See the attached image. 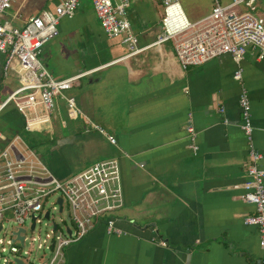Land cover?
Returning <instances> with one entry per match:
<instances>
[{
	"label": "crops",
	"instance_id": "1",
	"mask_svg": "<svg viewBox=\"0 0 264 264\" xmlns=\"http://www.w3.org/2000/svg\"><path fill=\"white\" fill-rule=\"evenodd\" d=\"M61 1L14 0L15 13L4 22L22 28ZM210 13L188 22L198 23ZM255 13L264 17V8L256 7ZM163 17L161 0H131L127 19L145 50L124 58L126 47L106 36L92 2L81 0L73 19L61 21L59 36L43 48L42 63L54 78L86 73L67 94L118 141L116 148L101 136L106 143L95 162L79 171L119 158L123 188L124 205L114 217L124 235L109 236L99 221L65 250L63 264L259 263L258 231L244 223L254 208L242 200L249 157L239 99L247 91L253 141L264 169L262 65L249 51L240 64L224 55L183 71L173 42L156 45ZM5 59L0 53V106L18 86L15 75H3ZM239 68L241 82L235 80ZM189 119L197 134L196 153L186 131ZM22 130L14 105L1 109L5 140L0 139V152ZM66 130L71 138L83 135L82 125L73 123ZM49 167L59 178L69 175L62 157Z\"/></svg>",
	"mask_w": 264,
	"mask_h": 264
},
{
	"label": "built area",
	"instance_id": "2",
	"mask_svg": "<svg viewBox=\"0 0 264 264\" xmlns=\"http://www.w3.org/2000/svg\"><path fill=\"white\" fill-rule=\"evenodd\" d=\"M13 1L0 0V53L6 57L3 75L6 78L15 75L18 86L0 110L14 105L22 117L23 130L30 133L46 132L45 127L55 122L66 128L80 121L83 135L97 133L118 148L117 139L82 112L75 97L67 94L86 73L59 80L49 73L41 60L45 45L59 36L61 21L73 19L81 0H62L52 10L28 19L22 28L2 22L3 14L12 8ZM90 1L106 36L119 40L126 47L128 54L124 58L145 50L139 47L138 37L127 19L131 0ZM182 1L161 0L164 17L162 34L156 45L173 42L176 59L183 71L224 55L240 64L252 51L262 65L264 75V17L255 13L256 0H228L225 3L212 0L211 13L195 24L188 22L181 7ZM177 14L179 19L175 17ZM242 73L239 68L235 73L236 81H242ZM239 106L241 130L248 142L249 157L242 200L254 208V214L244 223L258 231V264H264L263 155L254 145L251 104L245 90L241 93ZM220 112L223 113L224 109ZM186 131L196 153L197 134L191 119ZM0 139L5 140L1 133ZM59 199L63 201L61 206ZM65 204L67 221L71 225L61 228L50 218L54 212L62 214ZM123 205L119 158L104 159L59 178L37 151L16 135L0 152V264H63L65 250L82 241L99 221H103L109 236L120 237L124 232L116 226L114 215ZM44 220L51 223V230L32 237L29 248H25L28 231L34 233ZM60 222L66 224V221ZM160 245L167 246L163 241Z\"/></svg>",
	"mask_w": 264,
	"mask_h": 264
},
{
	"label": "rangeland",
	"instance_id": "3",
	"mask_svg": "<svg viewBox=\"0 0 264 264\" xmlns=\"http://www.w3.org/2000/svg\"><path fill=\"white\" fill-rule=\"evenodd\" d=\"M222 2L225 3L224 0H222ZM254 6H261L264 8V0H256ZM181 7L186 18L191 22L192 16L210 13L212 0H183L181 2ZM14 13L15 11L13 9L7 10L3 14L2 22L5 23L4 20H11ZM75 125L80 126L82 123L79 121L76 122ZM45 128V130H47L46 132L30 133L22 130L18 135L27 145L39 152L38 154L42 156L43 162L47 166L55 162V160H58L59 157H62L68 165V173L70 175L78 172L80 170L79 168H82L84 165L95 162L96 159L94 158H96L106 143L99 134L77 135L71 138L69 131L66 130V128H61L58 124H52ZM3 132L9 135L7 130ZM11 138H13V136ZM63 138H68V140L64 142L62 140ZM70 140L72 141L68 142ZM67 213L68 209L65 204L63 213L59 214V212H54L51 215L50 221L56 222L61 228H64L66 225L69 227L71 224L67 221ZM60 220L66 221V224H61ZM50 230L51 223H47L46 220L38 226V229L34 233L29 230L27 233L28 243H26L25 248H29V242L32 237H37L40 234L44 235Z\"/></svg>",
	"mask_w": 264,
	"mask_h": 264
},
{
	"label": "water",
	"instance_id": "4",
	"mask_svg": "<svg viewBox=\"0 0 264 264\" xmlns=\"http://www.w3.org/2000/svg\"><path fill=\"white\" fill-rule=\"evenodd\" d=\"M39 157H40L41 159H43L41 155H39ZM62 202H63L62 199H59V200H58V203H59L60 206L62 205ZM46 218H48V214L46 215ZM32 229H34V225L32 226ZM21 240H23V239L21 238ZM19 264H23V263H22V262H19Z\"/></svg>",
	"mask_w": 264,
	"mask_h": 264
},
{
	"label": "bare ground",
	"instance_id": "5",
	"mask_svg": "<svg viewBox=\"0 0 264 264\" xmlns=\"http://www.w3.org/2000/svg\"><path fill=\"white\" fill-rule=\"evenodd\" d=\"M174 15V14H173ZM178 16V14L177 15H175V17H177ZM180 17H177L176 19H179Z\"/></svg>",
	"mask_w": 264,
	"mask_h": 264
}]
</instances>
